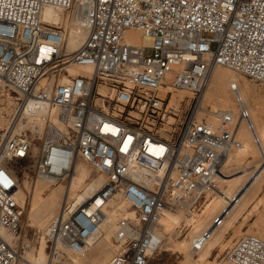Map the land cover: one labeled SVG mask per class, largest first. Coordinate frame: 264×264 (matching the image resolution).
Masks as SVG:
<instances>
[{"label": "built area", "instance_id": "built-area-1", "mask_svg": "<svg viewBox=\"0 0 264 264\" xmlns=\"http://www.w3.org/2000/svg\"><path fill=\"white\" fill-rule=\"evenodd\" d=\"M48 7L58 20L45 18ZM68 20L81 31L75 49ZM218 67L264 83V0H0V86L19 98L11 133L0 129V264H31L20 240L25 180L70 188L79 161L101 186L75 209L62 203L40 264H75L72 254L107 233L115 252L105 264H148L163 249L161 218L197 209L242 146L239 126L261 143L237 84V112L209 120ZM209 237L195 236L192 250ZM227 259L264 264V238L238 237Z\"/></svg>", "mask_w": 264, "mask_h": 264}, {"label": "bare ground", "instance_id": "bare-ground-1", "mask_svg": "<svg viewBox=\"0 0 264 264\" xmlns=\"http://www.w3.org/2000/svg\"><path fill=\"white\" fill-rule=\"evenodd\" d=\"M45 18L58 20V14L54 11V9L48 7L45 11ZM67 23L69 28L67 45L70 49H75L81 42V31L79 30L80 27L71 26L70 20H68ZM72 71L73 73H76L77 69H73ZM227 73L228 75L224 83H218L217 85L213 86L212 94L223 92L224 87L227 86L231 88L232 84L237 81L236 77H234L231 71ZM66 80L67 78H65L63 82ZM240 94L243 96L242 93ZM217 96L222 105L229 104L230 98L227 94ZM13 98V95L8 92V98L1 99L2 105H0V120L2 123L7 124L5 129L7 131L6 135L12 131L11 119L9 121L6 114L10 113V116L12 117V114L16 111L17 107L14 105L15 102ZM243 99L248 103L244 96ZM6 101H8V103L4 104ZM220 110L237 112V109L234 111L227 108H218L213 104L212 109L209 111V117L212 118L209 120L216 122L218 118L217 113ZM242 127H245L249 133H251L254 139L253 131H251L245 123H242L239 126V139L242 141L240 136ZM255 133L262 141V155L264 157V128L257 130L255 127ZM236 149L238 150V148ZM236 149H232L226 154L224 163L221 169L218 171L216 179L214 180L215 183L217 178L221 176L223 178V185L226 189H219V187L216 188V186H214V192L217 195L211 196V198L205 201L203 205L204 210L202 213L198 214V217L195 216L189 220L191 221V224H194L192 231L193 234L198 233L203 229L210 230L209 239L199 251L195 252L192 250V240L200 233L194 235L191 242H188L187 240L176 241L172 238L173 228L175 225L179 224V218H181V216L178 217L179 215L176 216V211L167 210L160 220L162 232L165 235V240H167L166 249L164 250L185 254L188 262L187 264H218L216 259H211L213 251L217 246H220L221 250L223 248L226 249L229 247V245L233 244L235 239H237L239 236L241 237L247 235L248 233L244 231V226L249 218L254 215V213H257V218L253 224L257 228L264 231V165L259 167L255 174L251 173L250 178L248 177L246 179V183H250L252 180L254 181L251 183L250 187L246 188V192L244 191L243 193L242 185L244 184L241 185L237 178H228V175H224V172L222 171L224 165L230 163L232 160L238 164L244 161L251 151L250 146L247 143L244 144V139L238 153L234 156L231 153ZM91 170L92 169L86 162L79 161L73 173L71 187H66V189H63L59 186L53 187L51 190H49V194L47 196H44V192L42 190L44 187L51 185V183L46 179L38 178L33 187L32 202L29 207L28 220L30 221V225L37 223L40 227H45L44 229H46V223L56 212H58L62 203L66 199L69 200L70 204L73 205V208L75 209L78 204L84 203V201L91 197L93 191L99 188L102 183V179L99 177L96 179L91 178ZM261 176L263 178L258 180ZM214 183L210 184V186H213ZM24 184V188L27 189L30 194L31 185L29 184V181L26 179ZM210 186L205 193H207V191L210 189ZM20 192L22 198L26 201L25 190L23 187L20 189ZM260 194L263 195L260 197ZM260 207L263 209L260 212H257ZM217 211L223 213L222 216L224 219L219 226L215 227V225L210 224V219ZM205 212L206 215L202 217V214ZM1 232L5 235V237H7V239L12 238L11 235H9L4 229H1ZM228 233L229 236L225 238L226 234ZM46 242V237L42 236L40 245L37 248L33 247L31 250L26 251L25 259L31 264H40L44 262L47 258ZM113 248L114 245L111 240V233H107L95 247L90 248L87 252L72 254L71 258L75 264H105L114 254L115 250L112 251ZM225 264H230L228 259L227 263Z\"/></svg>", "mask_w": 264, "mask_h": 264}, {"label": "rangeland", "instance_id": "rangeland-1", "mask_svg": "<svg viewBox=\"0 0 264 264\" xmlns=\"http://www.w3.org/2000/svg\"><path fill=\"white\" fill-rule=\"evenodd\" d=\"M231 71L234 77H236L237 81L233 84H237L240 88L241 93L247 99L249 108H251V115L253 116L252 119L254 120L255 127L257 130L263 129L264 128V83L255 81L243 74L234 72L228 68L225 67H218L212 75L211 82L206 90L205 93V107L209 109V111L212 109L213 104L216 105L218 108H227L231 110H236L237 109V103L235 99V93L231 90L229 86L224 87L223 92H217L215 94H212L213 92V86L217 85L218 83H224L227 75ZM211 85V86H210ZM227 94L230 98V102L227 105H222L218 96L217 95H225ZM14 98V105L17 106V97L13 96ZM2 98H8V91L3 87L0 86V105L1 99ZM11 100V99H10ZM12 101V100H11ZM8 101L4 102V104H7ZM13 105V103H12ZM14 114V113H13ZM12 114V115H13ZM210 114V113H209ZM7 119L10 121L11 116L10 113L6 114ZM210 116V115H209ZM212 116V115H211ZM212 117H209L211 119ZM7 120V121H8ZM8 121V122H9ZM6 125L1 122L0 120V129L5 130ZM246 127V126H245ZM242 127V130L240 131V136L242 138V141L244 139V144H248L250 146V153L247 155L246 159L239 164L236 163L234 160H232L230 163L224 165L222 171L224 172V175H228V178L231 179H238L239 183L242 185L243 193L244 191L246 192V188L250 187L251 183L254 181L252 180L250 183H246V179L251 176L252 174H255L257 172V169L261 166L264 165V157L262 155V141L260 139V144L255 143L251 133L245 128ZM239 151L234 150L231 154L235 156ZM257 156H256V155ZM254 156V157H253ZM91 178L96 179L98 176L94 173L93 170H91ZM263 177L261 176L258 180L262 179ZM222 177L219 176L217 178L216 182L214 183L213 186H210V189L207 191L206 195L203 196L197 205V209L191 213L188 212L187 209L185 208H180L176 211V216L180 217V222L179 224L175 225L172 231V238L176 241H181V240H187L188 242H191L192 237L198 233H201L205 231L206 229L201 230L198 233H192L194 224H191V221H189L192 217L197 216L199 213H202L204 210V203L207 199L211 198V196H215L214 192V186L216 188L219 187V189H226L223 185ZM37 178L35 176H30L27 181H29V184L31 185L30 187V194L25 189V184L23 185V189L25 190V198H26V212L25 215L22 219V234L20 237L21 243L27 245V251L31 250L33 247H38L40 245V240L42 238L44 228L40 227L37 223H33L30 225V221L28 220L29 218V207L32 202V193H33V187L36 182ZM221 180V181H220ZM61 187L63 189H66V185L64 183H58V184H51L43 188V194L44 196H47L49 194V190H51L53 187ZM213 187V188H211ZM264 188V186H263ZM45 190V191H44ZM32 191V192H31ZM210 192V193H209ZM264 193V191H263ZM263 194H260V197ZM263 208L260 207L257 212H260ZM57 213V212H56ZM55 213V214H56ZM54 214V215H55ZM220 212H216L213 217L210 219V224L213 222L214 218L219 215ZM53 215V216H54ZM206 215V212L202 214V217ZM52 216V217H53ZM51 217V218H52ZM50 218V219H51ZM257 218V213H254V215L249 218V220L245 223L244 226V231H246L248 234H254L257 236H260L264 238V231L257 228L253 222ZM49 219V218H48ZM49 219V221H50ZM49 221L46 223L48 224ZM242 221V220H240ZM240 223V222H239ZM167 235V234H166ZM229 236V233L226 234L225 238ZM240 237V236H239ZM224 238V239H225ZM112 240V239H111ZM225 242V241H224ZM166 243L167 240L164 241L163 249L153 255L148 264H187V259L185 257V254H180L179 252H173V251H167L164 250L166 249ZM114 251V248L112 249ZM211 259H216L218 264H225L227 263V248L222 249L220 246H217L216 249L213 251V255Z\"/></svg>", "mask_w": 264, "mask_h": 264}, {"label": "snow or ice", "instance_id": "snow-or-ice-1", "mask_svg": "<svg viewBox=\"0 0 264 264\" xmlns=\"http://www.w3.org/2000/svg\"><path fill=\"white\" fill-rule=\"evenodd\" d=\"M0 175H2V174H0ZM5 180H6V178H5Z\"/></svg>", "mask_w": 264, "mask_h": 264}]
</instances>
